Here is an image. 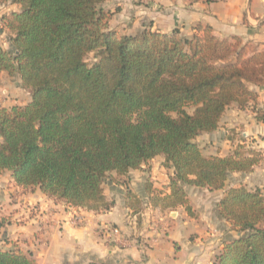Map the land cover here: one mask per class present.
I'll return each instance as SVG.
<instances>
[{
  "label": "trees",
  "instance_id": "1",
  "mask_svg": "<svg viewBox=\"0 0 264 264\" xmlns=\"http://www.w3.org/2000/svg\"><path fill=\"white\" fill-rule=\"evenodd\" d=\"M105 1L11 0L19 8L3 16L14 35L11 50L0 47V76L18 74L31 99L0 108V171L18 186L99 212L114 206L104 187L112 172L125 175L163 154L175 170L163 205L194 215L184 185L224 189L232 173L262 160L241 144L205 155L196 137L215 131L232 103L257 100L250 85L264 84V50L219 37L208 24L191 36L178 28L120 35ZM91 52L97 60L89 64ZM255 112L264 121V111ZM218 206L240 235L216 264H264L262 191L229 187ZM0 264L40 263L10 249L0 250Z\"/></svg>",
  "mask_w": 264,
  "mask_h": 264
},
{
  "label": "crops",
  "instance_id": "2",
  "mask_svg": "<svg viewBox=\"0 0 264 264\" xmlns=\"http://www.w3.org/2000/svg\"><path fill=\"white\" fill-rule=\"evenodd\" d=\"M153 2L164 4V8L154 11L148 27L152 30L178 28L182 35L191 36L198 24H208L219 37L238 36L264 50V0ZM13 5V9L0 6L1 23L5 14L19 8ZM109 23L113 28L111 20ZM250 87L258 93L257 100L245 108L232 103L218 128L202 132L196 142L205 155L225 156L241 144L260 152L262 160L251 172L232 173L229 181L237 177L238 182L224 189L184 185L194 215L182 205H163L161 199L171 192L169 184L175 170L160 154L125 175L112 172L116 180L105 193L114 206L99 212L55 201L39 189L18 186L13 178L9 188L0 180L1 212L13 218L6 227L8 234L40 264H216L225 243L239 235L219 212L218 204L226 190L244 185L264 194V121H258L255 112V108L264 111V84ZM103 225L118 226L120 241L104 239L98 231Z\"/></svg>",
  "mask_w": 264,
  "mask_h": 264
},
{
  "label": "rangeland",
  "instance_id": "3",
  "mask_svg": "<svg viewBox=\"0 0 264 264\" xmlns=\"http://www.w3.org/2000/svg\"><path fill=\"white\" fill-rule=\"evenodd\" d=\"M5 4L10 6V9H13L15 6L13 5L14 3L12 4L11 0H6ZM5 4L0 0V6H2V9L6 8ZM101 6L111 13L110 20L112 21L111 25L113 28H111L110 23L109 27L116 30L120 35H124L126 32L138 34L142 30L150 27V23H153L151 17L155 16L153 14L154 11L163 10L164 8V4L154 3L153 0H106ZM143 26L146 28L141 30ZM149 29L152 30V28ZM13 35L14 33L9 28L5 27L4 22L1 23L0 21V47L1 45H4L7 49L11 50L13 48L11 44V38ZM96 60L97 58L94 52H91L86 56V61L89 64H92ZM30 99L31 92L28 88L23 86L22 80L18 74H9L7 71L1 73L0 108L11 109L14 106H24L30 101ZM189 110L191 111V109ZM11 178L12 175L10 171H0V180L3 183H6L8 188L11 187L10 183L13 184L14 182ZM114 180H116L115 177L110 174L105 180L104 187L107 188ZM237 182L238 178L233 177L227 185H230L231 183L236 184ZM2 201L3 200L0 198V204ZM2 209L3 207L0 208V250L11 249L25 253V251L19 248L20 244H18L17 240H12V235L8 234L9 231L6 227L8 224L13 223V218L10 214L1 212ZM26 254L30 255L29 253Z\"/></svg>",
  "mask_w": 264,
  "mask_h": 264
},
{
  "label": "built area",
  "instance_id": "4",
  "mask_svg": "<svg viewBox=\"0 0 264 264\" xmlns=\"http://www.w3.org/2000/svg\"><path fill=\"white\" fill-rule=\"evenodd\" d=\"M75 218L79 217L75 215ZM99 234L104 237L107 241L116 242L120 241L121 230L118 226L115 225H103L98 229Z\"/></svg>",
  "mask_w": 264,
  "mask_h": 264
},
{
  "label": "water",
  "instance_id": "5",
  "mask_svg": "<svg viewBox=\"0 0 264 264\" xmlns=\"http://www.w3.org/2000/svg\"><path fill=\"white\" fill-rule=\"evenodd\" d=\"M239 235H240V233H239Z\"/></svg>",
  "mask_w": 264,
  "mask_h": 264
}]
</instances>
